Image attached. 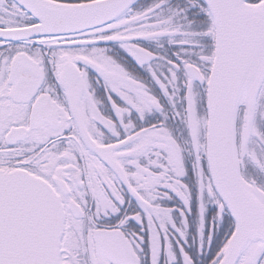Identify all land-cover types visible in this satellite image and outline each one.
Instances as JSON below:
<instances>
[{
	"label": "snow or ice",
	"instance_id": "snow-or-ice-1",
	"mask_svg": "<svg viewBox=\"0 0 264 264\" xmlns=\"http://www.w3.org/2000/svg\"><path fill=\"white\" fill-rule=\"evenodd\" d=\"M0 264H264V0H0Z\"/></svg>",
	"mask_w": 264,
	"mask_h": 264
}]
</instances>
